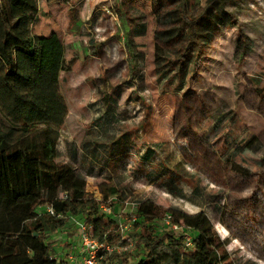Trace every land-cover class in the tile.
<instances>
[{
  "label": "rangeland",
  "instance_id": "374dc122",
  "mask_svg": "<svg viewBox=\"0 0 264 264\" xmlns=\"http://www.w3.org/2000/svg\"><path fill=\"white\" fill-rule=\"evenodd\" d=\"M37 2L32 32L40 38L58 35L68 67L60 80L68 113L59 130L58 162L86 178L90 198L102 201L101 188L111 183L121 191L114 231L128 245L110 247L103 261L117 253L113 264H122L124 254H130L128 264L136 263L130 219L137 203L151 200L215 228L229 242L228 264H264V0L216 6L227 25L184 87L176 78L161 82L156 71L154 35L163 13L156 11L158 0ZM130 24L148 26L145 36L131 37L145 55L142 61L126 45ZM241 33L250 38L251 50L237 56ZM123 135L131 139L126 153L108 159L114 139ZM252 137L262 145L258 152L244 148ZM178 163L186 180L175 177ZM102 204L110 213V202ZM51 238L60 259L72 264L73 256L80 264L83 241L75 220ZM190 244L191 257L198 246Z\"/></svg>",
  "mask_w": 264,
  "mask_h": 264
},
{
  "label": "trees",
  "instance_id": "16d2710c",
  "mask_svg": "<svg viewBox=\"0 0 264 264\" xmlns=\"http://www.w3.org/2000/svg\"><path fill=\"white\" fill-rule=\"evenodd\" d=\"M225 1L154 3L157 13L163 11L157 19L160 29L154 35V63L161 82L176 78L181 87L186 85L206 48L227 25L216 7ZM38 20L37 0H0V264H70L58 257L51 237L72 220L89 226L91 237L105 247L128 245L114 231L119 221L113 216L123 203L118 186L103 185V200L97 201L87 193L86 178L58 162L59 130L68 113L60 80L68 67L58 35L40 38L33 34L32 26ZM125 31L129 54L144 60L131 37L133 33L145 36L148 26L130 24ZM236 48L237 56L247 53L250 38L241 33ZM103 98L107 103L112 100L107 95ZM130 140L128 135L114 139L108 159L126 153ZM244 148L258 152L262 145L252 137ZM181 168L179 163L173 168L179 181L188 177ZM233 169L250 174L241 165L233 164ZM104 201L110 202V213L104 211ZM47 207L54 214L47 212ZM168 217L169 225L165 223ZM130 222L135 264H228L231 260L229 242L222 240L215 228L202 227L178 209L165 210L144 200L137 203ZM189 244L198 246L191 257L186 252ZM165 248L169 252L163 251ZM123 257L122 264H128L130 254ZM119 258L115 253L109 263H102L113 264Z\"/></svg>",
  "mask_w": 264,
  "mask_h": 264
},
{
  "label": "built area",
  "instance_id": "2783aa9c",
  "mask_svg": "<svg viewBox=\"0 0 264 264\" xmlns=\"http://www.w3.org/2000/svg\"><path fill=\"white\" fill-rule=\"evenodd\" d=\"M63 198H66L67 195H62ZM108 211V210H107ZM47 212L54 214V211L51 207H47ZM170 217L166 219L165 223L169 225ZM79 226L80 235L83 241V250L81 252L82 261L80 264H103L102 260L108 252H112L110 247H105L100 244L98 241L94 240L91 237V228L83 223H77ZM175 230H178V227H174ZM190 243L188 238L187 240ZM104 251V254L101 255V251ZM72 264H76L75 257L70 256Z\"/></svg>",
  "mask_w": 264,
  "mask_h": 264
}]
</instances>
